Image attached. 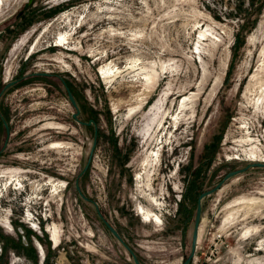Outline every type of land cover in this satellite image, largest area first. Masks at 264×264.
<instances>
[{
	"label": "rangeland",
	"instance_id": "rangeland-1",
	"mask_svg": "<svg viewBox=\"0 0 264 264\" xmlns=\"http://www.w3.org/2000/svg\"><path fill=\"white\" fill-rule=\"evenodd\" d=\"M27 3L0 0V90L20 80L0 95L10 126L0 172L23 171L15 176L23 178L19 188L3 192L8 177L0 176V219L9 225L0 224V264H135L96 206L141 264H183L199 194L257 162L245 159L238 140L248 132L264 156V0ZM60 33L68 40L57 46ZM101 67L114 69L104 75ZM53 142L60 146L47 148ZM150 152L155 160L144 169ZM53 183L60 184L55 193ZM144 191L159 205H150ZM258 191L264 193V167H250L201 199L188 264H264ZM234 199H259L251 208L259 213L221 231L224 206ZM141 207H153L162 224L145 220ZM51 224L57 246L46 230Z\"/></svg>",
	"mask_w": 264,
	"mask_h": 264
},
{
	"label": "bare ground",
	"instance_id": "bare-ground-1",
	"mask_svg": "<svg viewBox=\"0 0 264 264\" xmlns=\"http://www.w3.org/2000/svg\"><path fill=\"white\" fill-rule=\"evenodd\" d=\"M202 36H205L204 33L201 34ZM259 35H260V40H261V43L263 44L262 46V49H261V56L264 55V27H262L259 31ZM67 36L64 34V33H60L58 35V39L56 38V44L57 46H60L62 44H66L67 43ZM58 41V42H57ZM253 42H258L259 41V37H258V34L257 36H255L253 39H252ZM264 57V56H263ZM222 68V67H221ZM114 68H109V67H101L100 68V72L104 75H108ZM118 69V68H117ZM116 69V70H117ZM144 68H140V72L141 73H144V80L145 82H151L153 80V75H150L148 74V72H145L143 71ZM151 71V70H150ZM151 73V72H150ZM152 74V73H151ZM220 78H221V75L219 73V71L217 72V75L214 77L213 79V82H212V89H215L218 85H219V82H220ZM147 91V90H146ZM145 91V92H146ZM143 91V93H145ZM190 97L189 96H185L183 98V101L181 103V107L184 108L185 105L187 104L186 102L188 101ZM137 107V106H136ZM136 107L132 108L131 109V112L132 113H135L136 111L139 110V108L136 109ZM156 110V107H154V111ZM242 127V126H241ZM150 138V136H149ZM148 138V139H149ZM239 146H240V151L241 153L243 154V156L245 157L246 160H250V161H255L257 160V162L260 161H263L264 162V156L263 154H261V149L259 148V146L257 145L256 143V139L254 138V136L250 135L248 132H246L245 136L241 137L239 140ZM146 144V142H145ZM60 144L58 143H51L49 145L50 149H55L57 147H59ZM153 152H150L149 155H146L144 156L143 158V161H142V165H145L144 166V169L146 168V166H148V164L150 163V161H154L155 159L154 158H151V156L153 157ZM154 155L157 156V153L154 152ZM158 157V156H157ZM236 158V157H235ZM148 184H146V187H147ZM147 190V189H146ZM54 191V190H53ZM53 191H51V193H54ZM144 196H146V199L148 200V202L150 203V205L152 206H158L159 203H158V200L157 198L151 196L149 193L145 194V191L143 193ZM241 201V204L243 205V203H247L246 204V207L245 209L246 210H251V208L256 204V203H259L260 200L259 199H251V200H247V199H240ZM149 206V205H148ZM153 207H147V208H144V207H141V213H142V216L145 220H148V221H152L154 223H159L161 222V218L159 217L158 214H156L154 212V210L152 209ZM37 221V220H36ZM33 224H31V227L33 229H35L36 231H38L39 229V225L38 223H36L33 219ZM200 225V224H199ZM49 235H50V240L53 244V246H57V243L59 242V231H58V228L55 224H51L49 226ZM199 230V228H198ZM198 234V233H197ZM249 234V231H246L245 232V236ZM263 241L260 240L257 244V249H262L261 247V243ZM264 243V242H263ZM37 246H39V244L37 243ZM39 248V247H38ZM41 249V248H40ZM40 249H39V254L41 255V258L44 257L43 254L40 253ZM258 259L261 261V258L258 257ZM256 260V258H255ZM255 264H256V261H255Z\"/></svg>",
	"mask_w": 264,
	"mask_h": 264
},
{
	"label": "flooded vegetation",
	"instance_id": "flooded-vegetation-1",
	"mask_svg": "<svg viewBox=\"0 0 264 264\" xmlns=\"http://www.w3.org/2000/svg\"><path fill=\"white\" fill-rule=\"evenodd\" d=\"M14 81H15L14 84H16L20 80L17 79V80H14ZM14 84H12V85H14ZM4 91L0 90V95ZM39 120L40 119H37V121H39ZM4 121L7 123L8 131H7L6 127H5V125H4ZM44 127H46V128H57L58 126L54 125L53 123H47L46 125H44ZM9 134H10V126L8 124V121L5 119V114L2 113V111L0 109V157L3 155V152L5 151V148L8 145ZM49 145L47 146V148H49ZM29 152H30V154H32L31 151H29ZM19 171L23 172L21 170H16V169H12V170H9V171L6 170V171L0 172V176L8 177V181L5 182V184L3 185V188L1 189L2 192L4 191L5 188H7L10 185H14V186H16V188L17 187L19 188V184H20L19 181H23L22 176L21 177H19V176L15 177L16 174L19 173ZM13 181H16V183L13 184L12 183ZM50 183H51L50 181L47 182V184H50ZM51 186H52L51 191L54 190V193H55V190L59 191V189H60V184L59 183H53ZM13 189H15V188H13ZM258 194L264 195V193H262L261 191H258ZM1 195H2V193H1ZM239 198H242V197H239ZM237 205H242L240 199L235 200L232 203L229 202V203H227L224 206V209H227L228 211H227L226 215L223 217V219H222V221L220 223L219 229L221 231H223L227 226L235 224L239 220H245L250 215L257 216V214L259 213V210L258 211L257 210H246L244 207H240V206H237ZM96 212H97V215L99 216L97 209H96ZM99 218L102 220V218L100 216H99ZM28 220H30V217H28ZM0 224L2 226H4L5 228L9 229L8 219L7 218L0 219ZM31 224H33V222H31ZM160 224H162V221H161ZM200 224H201V222H200ZM255 226H257L258 229L261 228V226L258 225V224L255 225ZM48 229H49V226H48V228H46V230L48 231ZM199 230H200V225H199ZM199 230H198V234H197V239H198V236H199ZM40 251L42 253V249H40ZM235 264H238V263H235Z\"/></svg>",
	"mask_w": 264,
	"mask_h": 264
},
{
	"label": "water",
	"instance_id": "water-1",
	"mask_svg": "<svg viewBox=\"0 0 264 264\" xmlns=\"http://www.w3.org/2000/svg\"><path fill=\"white\" fill-rule=\"evenodd\" d=\"M33 0H28V3H31ZM41 75H46L45 73H39ZM15 81L12 80V81H9L8 83H6L4 86H3V89H6L8 88L9 86H11L12 84H14ZM66 88V91H67V96L70 100V102L72 103V105L74 106V108L76 109V112L72 114V117L73 118H77V115L79 113L78 109H77V105L75 103V100L73 99V96L69 90V88L67 86H65ZM2 89V91H3ZM81 124H91V120L87 121V122H83V121H79ZM4 125L8 131V126H7V123L4 121ZM96 139H97V131L95 130L94 131V136H93V142H92V146H91V150H90V154H89V157H88V160L82 170V173L85 172V170L87 169L88 165H89V162H90V159H91V154H92V151L95 147V144H96ZM250 167H264V162H253L251 164H247L246 166L244 167H241V168H237V169H234V170H231L229 172H227L223 178L217 182V184L215 186H213L212 188L208 189V190H205L203 192H201L198 196V199H197V206H196V214H195V220H194V227H193V231H192V240H191V248H190V252L188 254V256L184 259L183 261V264H188L191 260V258L193 257L194 255V252H195V248H196V242H197V233H198V228H199V223H200V211H201V199L204 198L205 196L207 195H210L211 193L215 192L216 190H218L223 182L229 178H231L232 176L234 175H237L239 173H242L244 171H246L248 168ZM76 188H77V191L80 193L81 195V191H80V188L78 185H76ZM82 196V195H81ZM86 200L87 198L84 197ZM96 209L98 211V214L99 216L102 218V221L103 223L105 224V226L110 230V232L123 244V246L128 250V252L131 254L133 260H134V263L135 264H141L139 262V260L137 259L136 255L134 254V252L129 248V246L124 242V240L122 239V237L120 236V234L117 232V230L108 222L104 219V217L102 216V214L100 213L98 207L96 206Z\"/></svg>",
	"mask_w": 264,
	"mask_h": 264
},
{
	"label": "trees",
	"instance_id": "trees-1",
	"mask_svg": "<svg viewBox=\"0 0 264 264\" xmlns=\"http://www.w3.org/2000/svg\"><path fill=\"white\" fill-rule=\"evenodd\" d=\"M33 2V1H32ZM29 4L27 3V6H28Z\"/></svg>",
	"mask_w": 264,
	"mask_h": 264
},
{
	"label": "built area",
	"instance_id": "built-area-1",
	"mask_svg": "<svg viewBox=\"0 0 264 264\" xmlns=\"http://www.w3.org/2000/svg\"><path fill=\"white\" fill-rule=\"evenodd\" d=\"M43 260H41V262H42Z\"/></svg>",
	"mask_w": 264,
	"mask_h": 264
}]
</instances>
